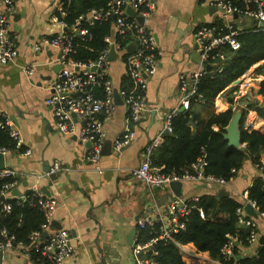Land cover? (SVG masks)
<instances>
[{
    "label": "crops",
    "instance_id": "1",
    "mask_svg": "<svg viewBox=\"0 0 264 264\" xmlns=\"http://www.w3.org/2000/svg\"><path fill=\"white\" fill-rule=\"evenodd\" d=\"M210 1L155 0L156 8L145 18L144 24L155 37L162 55L156 72L148 78L145 93L148 109L137 125L135 139L116 150L114 143L124 129L127 115L124 100L116 102L114 113L103 123L105 144L112 143V149L103 151L97 166L86 158L87 144H82L76 134L58 130L53 109L46 103L60 70L61 50L53 46L36 49L35 45L44 37L65 31L59 15L60 0H14L9 32L18 54L14 60L0 64V113L13 121L31 153H7L6 168L18 171L16 184L9 195L13 196L15 188L24 194L37 184L47 195L58 200L53 221L58 228L69 231L75 247L74 254L62 264H138L140 255L134 253L138 220L155 205L166 209L167 203L176 197L169 185L149 187L135 179L131 170L144 160L146 145L163 129L165 117L180 102L181 74L189 75L200 65L199 44L194 31L203 24L227 19L222 10L210 5ZM238 24L248 29L255 26L254 22L244 24L241 20ZM116 35L113 25L111 36L116 38ZM125 51V48L118 50L109 64L114 88L121 98L125 89L123 79L130 78L127 60L123 58ZM31 64H35L36 72L28 76L24 67ZM261 65L264 60L242 76V80L250 82L251 101L260 103L264 99L259 93L264 75L257 72ZM231 84L213 104L207 106L206 112L212 108L216 112L224 111L231 105L237 109L236 102L241 103L250 96L248 93L236 99L235 91L240 86ZM246 124L251 126L250 129L264 131V118L254 109L248 111ZM56 161L70 169L57 172L52 179L37 180L34 177L37 173H44ZM261 161L264 163V153ZM259 176L256 164L248 158L226 186L184 180L182 197L218 195L222 188H226L230 196L245 204V193ZM259 227H264L263 222ZM135 228L131 244L130 235ZM258 246H241V254L253 256ZM6 252L8 256L4 258V264H36L23 245L15 244Z\"/></svg>",
    "mask_w": 264,
    "mask_h": 264
},
{
    "label": "built area",
    "instance_id": "2",
    "mask_svg": "<svg viewBox=\"0 0 264 264\" xmlns=\"http://www.w3.org/2000/svg\"><path fill=\"white\" fill-rule=\"evenodd\" d=\"M68 0H60L58 8L61 16L65 15V4ZM243 5L235 4L232 0H211L210 5L224 12L227 19L224 22L203 24L194 31V37L199 44L198 52L200 57L199 67L189 75L181 74L180 90L181 99L171 112L164 119L163 129L145 147L144 160L131 170L132 176L149 187L169 185L175 180H193L205 183H215L226 186L233 178L226 179L217 177L205 172L208 164L206 152L194 161L189 168L183 170L164 171L162 167L153 165L152 154L164 141V134L172 132L173 118L183 110L190 109L193 97H200L198 86L201 77L208 72L206 65L211 63L213 67L217 61L226 57V49L236 50L241 43L238 36L242 31L248 29L246 26L238 24L241 17H247L256 21L255 26L261 21L264 28V0H241ZM131 7L138 15L147 18L156 8L155 0H111L106 7L94 8L87 16L77 18L72 31L61 32L52 37H44L36 43L35 48L53 46L61 50V63L63 67L59 70L57 77L52 84V91L46 99V103L53 109L56 118V125L60 132L65 134H76L82 144L90 143L86 148V158L94 165L99 164L103 150L105 131L104 120L110 117L116 108L115 88L109 73L110 60L108 58L111 47L116 51L122 50V44L116 38L108 35L106 41L108 45L100 53L98 59L90 62H81L68 57L74 50L75 36L91 38L88 27H82L80 20L85 19L90 24L97 20H105L109 17L114 19L116 34L124 36L131 34L135 43L134 50L127 57V71L131 78V86L122 92V99L127 107L124 129L116 139L114 146L116 150H121L125 145L130 144L136 137V128L143 114L148 109L145 98L148 86V78L152 76L158 68V60L162 51L155 37L147 30L144 23L132 17L127 8ZM14 11V0H0V64H6L15 59L18 49L10 35V16ZM235 14L237 17H235ZM61 23L69 27L61 19ZM130 44V43H129ZM128 44V45H129ZM94 68V69H93ZM24 72L32 76L36 72L35 64L24 67ZM244 80V79H243ZM239 85L236 99H241L248 94L251 88L249 80H244ZM102 86L103 94L98 95L95 88ZM240 106V102H236ZM183 109V110H182ZM4 121L0 124L7 127L10 136L15 140V147H0V153L7 155L13 151L23 155L31 153L30 148H26L25 140L21 132L17 129L11 119L4 116ZM247 128H251L246 124ZM25 146V149L21 150ZM260 176L263 179L264 189V163L256 164ZM69 167H64L56 161L44 173H37L34 177L37 180L42 178L52 179L59 171H68ZM102 171V170H101ZM235 172L236 170L233 169ZM18 171L13 168L0 169V177H16ZM16 184V181L6 184L3 195L10 196L9 189ZM33 196L37 197L41 209L45 215V223L41 231L32 233L30 239L34 241V246L46 264H62L75 252V247L71 243V236L67 229L58 228L52 225L54 215L58 207V200L54 196L47 195L37 184L31 187ZM24 197V195L22 196ZM200 196L185 198L176 196L167 203L166 209H161L155 205L152 211L138 220V228H155L156 236L146 243L137 242L134 253L140 255L138 264H158L153 257L157 250L152 249L154 243L159 239H173L174 234L185 228V220L196 206L195 202ZM246 203H250L257 212V217L249 214L245 209V204L236 210L238 223L247 229L245 241L247 246L260 244L264 236V227H259V223L264 225V212L260 211L256 200L248 198V191L245 193ZM10 209V204L5 205ZM204 216V213L201 211ZM48 230L47 237L42 239L43 231ZM6 238L0 241V250H8L13 247V237L8 236L6 230H2ZM228 239L220 250V257L213 258L208 252L198 250L194 244H179L180 251L186 264H238L235 248L240 245L237 235H227ZM152 253H149L148 251ZM4 264V263H2Z\"/></svg>",
    "mask_w": 264,
    "mask_h": 264
},
{
    "label": "trees",
    "instance_id": "3",
    "mask_svg": "<svg viewBox=\"0 0 264 264\" xmlns=\"http://www.w3.org/2000/svg\"><path fill=\"white\" fill-rule=\"evenodd\" d=\"M109 1L111 0H68L64 7L65 15L61 16V13L59 15L69 27H72L77 18L87 16L94 8L106 7ZM232 1L243 5L241 0ZM80 25L88 27L91 38L75 36L74 50L68 57L81 62L96 60L108 45L106 37L112 34L114 19L109 17L105 20H97L94 24L81 19ZM238 39L241 43L240 47L236 50L226 49V57L218 60L213 70L201 77L198 86L201 96L193 97L190 114L183 112L173 118L172 132L164 134V141L152 154L154 166H164L162 168L164 171H180L189 168L205 151L208 161L205 172L230 179L235 177L248 158L255 164L262 163L264 131L247 128L246 118L250 109L256 110L264 118V99L261 103L251 101L243 109L239 124L242 145L238 147L230 145L224 136L236 109L231 105L220 112H216L214 108L205 111L207 106L213 104L216 97L232 82L242 77L253 65L264 60V28L253 26L242 31ZM116 40L126 50L133 38L128 33L124 36L116 35ZM128 56L129 52L125 51L123 58L127 60ZM257 72L264 75V65L259 66ZM122 84L124 90H128L132 84L131 78L127 76ZM95 91L98 95H102V86L96 87ZM259 93L264 98V79ZM230 101L234 103L233 98ZM4 120L0 113V122ZM0 147H15V140L10 136L7 127H2L1 124ZM23 149L25 146L21 148ZM233 169L236 171L234 172ZM13 181H16V177H0V196L3 195L4 186ZM248 198L256 200L259 210L264 212V189L261 177H257L249 186ZM6 204H10L11 208L6 209ZM195 205L185 220L184 229L175 233L173 239H159L153 244L152 249L157 250V254L153 257L158 264H186L179 244L188 243H193L198 250L208 252L213 258H219L221 247L228 239V234L237 235L240 239V245L235 248L236 256L241 254V246H247L245 241L247 229L238 223L236 214L237 208L243 206L244 201L230 195L203 194ZM44 223V212L31 189L24 193V197L13 195L0 200V241L6 239L2 234V230H6L8 236L13 237V244L26 247L36 264H46V262L41 258L30 236L36 231H41ZM155 228H138L137 242L146 243L155 237ZM148 252L152 253L150 250ZM238 264H264V236L260 240L257 253L253 256H244L238 260Z\"/></svg>",
    "mask_w": 264,
    "mask_h": 264
},
{
    "label": "water",
    "instance_id": "4",
    "mask_svg": "<svg viewBox=\"0 0 264 264\" xmlns=\"http://www.w3.org/2000/svg\"><path fill=\"white\" fill-rule=\"evenodd\" d=\"M127 12L132 16V17H136L138 19L139 22L141 23H144L145 22V18L143 16H140L137 14V12L132 9L130 6L127 8ZM235 17H237V15L235 14ZM254 23H256V21H253ZM258 26L262 27L263 26V22H259L258 23ZM64 30H67V31H72V28L70 27H64ZM135 48V43H130L128 46H127V51L129 53H131ZM117 51L116 49L114 48V46L111 47V50L109 52V55H108V58L109 60H113L115 59V57L117 56ZM62 53L60 52V57H61ZM60 69L63 67V64L60 63ZM213 65L211 63H208L206 65V69L208 71H211L213 70ZM94 69V68H93ZM242 82V77L236 79L234 82H232V86H239ZM115 100L116 102H123V99L121 98L119 92L117 89H115ZM250 96L246 99H243L240 103V106L235 110L228 126L226 127V132L224 133V136L225 138L228 140V143L230 145H234V146H241L242 143H241V132H240V128H239V124H240V119L243 115V109L250 103L251 101V94L252 92H249ZM183 110V109H182ZM183 112L187 115L190 114V110L189 109H186V110H183ZM90 143H88L87 145H89ZM108 150V151H111L112 149V143H107L104 145V150ZM103 150V151H104ZM6 167V155L5 154H2L0 153V169H4ZM169 186L171 187V189L174 191V194L176 196H182V187H183V181L182 180H175V181H172ZM12 194L13 195H17V196H20L22 197L24 194L19 191V189L15 188L13 189L12 191ZM219 196H228L230 195V192L226 189V188H222L221 191L218 193ZM4 195L0 196V200L4 199ZM245 209L246 211L253 215L254 217H257V212L256 210L252 207V205L250 203H246L245 204ZM52 225L54 227H58L55 225V221L52 222ZM245 227V226H244ZM61 228V227H59ZM49 234V231L48 230H45L43 231L42 233V239H44L45 237H47ZM136 234V228L133 229V231L131 232V235H130V242L131 244L134 242V236ZM36 244V243H35ZM34 244V245H35ZM8 254L6 251L4 250H0V264H2L4 262V258L7 257ZM244 256L242 254L238 255L237 256V259L240 260L242 259Z\"/></svg>",
    "mask_w": 264,
    "mask_h": 264
},
{
    "label": "rangeland",
    "instance_id": "5",
    "mask_svg": "<svg viewBox=\"0 0 264 264\" xmlns=\"http://www.w3.org/2000/svg\"><path fill=\"white\" fill-rule=\"evenodd\" d=\"M241 22H244V24H249V23H252V20L247 18V17H241L240 18ZM254 72V70L252 71ZM255 73V72H254ZM251 75V74H250Z\"/></svg>",
    "mask_w": 264,
    "mask_h": 264
}]
</instances>
